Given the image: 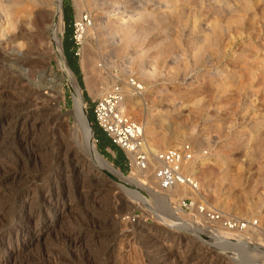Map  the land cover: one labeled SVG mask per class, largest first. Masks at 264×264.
Listing matches in <instances>:
<instances>
[{
    "label": "rangeland",
    "instance_id": "1",
    "mask_svg": "<svg viewBox=\"0 0 264 264\" xmlns=\"http://www.w3.org/2000/svg\"><path fill=\"white\" fill-rule=\"evenodd\" d=\"M46 7L48 24H38L34 32L40 39L30 36V40L26 35L13 42L12 31L7 30L0 46H19L21 42L23 46H43L49 41L57 6L48 0ZM66 9L70 26L63 18ZM85 13L91 24L84 46L96 59L90 74L81 66V48L72 42L73 22ZM61 14V49L71 72L68 62L77 61L78 74H72L94 147L122 176L138 182L113 185L99 177L98 186L84 194L72 186L83 181L89 187L86 179L90 175L81 169L67 179L51 182L53 174L59 175L66 166V154L77 151L82 142L70 87L62 82L58 92L44 94L40 103L34 101L29 110L27 106L23 113L20 110L21 121L37 124L34 134L24 137L21 123L12 130L19 113L14 114L18 107L11 108L15 96L3 95L0 167L7 172L0 174V209L6 202L0 210V264H153L146 247L154 243L157 258L172 253L174 258L165 264H198L208 248L214 255L207 264H264V0H61ZM136 14L142 21L124 23L125 17ZM52 55H46L45 64L40 52L33 54L34 62L27 70L32 74L41 69L58 73ZM130 80L142 91L127 103L125 115L145 127L146 140L154 149L148 150L150 154L191 146L196 157L186 170L200 183L201 196L218 211L246 223L245 230H226L208 224L194 212L181 211L179 200L194 198L189 191L170 203L155 200L153 195L160 190L152 168L144 175L128 166L125 172L114 167L116 152L101 147L105 142H100L95 131H103L91 112L111 86L119 82L127 87ZM24 102L27 99L23 98ZM71 111L76 122L67 115ZM147 128L152 130L149 137ZM22 137L25 139L20 142ZM86 159L92 162L90 157ZM37 172L43 174V180L31 189V206L23 194H10L27 185ZM42 194L47 199L35 203ZM50 197L58 198V203ZM168 221L176 229L169 227ZM25 224L43 230L30 237L31 233L21 228ZM185 236L192 237L200 248L194 249L191 241L178 245V237L184 240ZM193 253L198 255L190 258L193 262L180 258ZM217 255L219 260H215Z\"/></svg>",
    "mask_w": 264,
    "mask_h": 264
},
{
    "label": "bare ground",
    "instance_id": "2",
    "mask_svg": "<svg viewBox=\"0 0 264 264\" xmlns=\"http://www.w3.org/2000/svg\"><path fill=\"white\" fill-rule=\"evenodd\" d=\"M54 1H55L56 6H57L56 11L54 13L55 24H54V28L51 31V35H50L49 41L44 42L42 40V42H44L43 46H35V45L27 46L26 43H25L26 46L25 45L23 46V44H24L23 42H21L22 46H21V43H20V45L18 44L19 46H16V45L15 46L14 45L13 46H0V98L2 100V96L5 95V94H8V95L12 94V96L14 94V96H15L14 98H15L16 102L12 103L11 108L14 109L15 107H18V109L15 108V111L12 109L14 111V114H15L16 111L19 110V113H16L17 115H16V117L14 119L15 123L12 126V130H16L18 128L19 124L21 123V127H23V134H22L23 137L27 136V135L28 136L33 135L34 131H35V127H36L37 124H36V122H33L32 120H31L32 122H30V124H29V120L28 119H25L24 121L22 120L23 121L22 122L21 118H19L22 109L26 108V106H27V109H28V107H30V104H31V106H33L34 103H35L34 101L39 102L38 100H41L42 97H43L42 95H44V94H48L49 92H54V91L58 92L60 84L62 82H66L68 84V86L70 87L71 91H72L73 108H74L73 113L76 115L78 128L80 129L81 136L83 135V139H82L81 144L78 146V150L77 151H75L73 153H67L66 154V157L63 160V165H66V166L64 167L62 172L59 173V175L57 173L53 174V177L51 176L53 179H50V181L52 182L55 179L57 180V179H62V178H64V179L66 178L67 179L69 177V175H71L75 170L81 169V171H82L81 173H85L86 176L90 175V178L87 177V179H86V181L88 180V182H89V185H88L89 187L87 188V186H85V182H83V181H78V182L74 183L72 186L74 188L73 190H77V191L79 190V191H81L84 194L92 192L93 187L98 186L97 183H96V178H99V177H101V178H103V179H105L107 181H108V179H111V180H115L116 182H128V183H131V184H136L138 182V180L136 178L122 176L120 174V172H118L116 170H113L110 167V165L104 159H100L97 156V154H95V147H94V144L92 142V133L90 132V127L86 125L84 107H83V105L81 103L80 89L78 87L76 79L74 78V75L72 74V72L69 70L68 66L65 63L64 56H63L62 49H61V40H60V37H59V35L63 31L62 18H61V16H62V14H61V0H54ZM47 2H48V0H0V45L3 44V42H1V39H2V37L4 35V33L7 30L12 31L13 34H12V38L11 39H12L13 42L16 41L17 39H22V38L26 37V35L28 37L37 36V35H35L36 33L34 34V32H35V30H37L38 24L39 25H41L42 23L45 24V22H47L48 19H49V14L50 13L47 10L48 8L46 7ZM141 17L142 16H139L138 14H136V15H133V16L125 17V19L123 21H124V23H130V24L132 23L133 24L135 22L142 21ZM47 24H48V22L46 23V25ZM38 29H39V26H38ZM43 29H44V27H43ZM9 31H7V32H9ZM39 35L37 37L40 39ZM38 38H37V40H38ZM43 38H45V37H43ZM11 39L9 38V41H11ZM31 39H32V37H30V40ZM26 42H28V41H26ZM84 45H86V43H83V46L81 47V52H82L81 66H82V68H84L83 69L84 73L87 71V73L90 74V73H92L95 70L94 69V61L96 59L94 58V54L91 53L92 51L85 50V46ZM39 52H40V54H42L44 56V57L42 56L43 57L42 60L44 61V63H45L44 59H45L46 55L47 54H51V53L53 54L52 55L54 57L53 59H56V62H57L58 73H55V72H53L50 69L47 72L42 71V69H41L42 66L40 68L41 70L38 71V72H34V74L30 73L29 70H27L26 67H29L30 65H32L33 62H34L33 59L35 57L37 58V55L36 56L34 55L35 57H33V54H37ZM15 63L20 64L18 69L16 67H14V65H13ZM41 63H42V61H41ZM23 66H24V68H23ZM87 79H88V77H87ZM90 84L93 85V83H90ZM134 84H136V83H134ZM124 89H125L124 102H123L122 107L120 109H121V111L124 114H126L125 113V109H126L125 107L127 106V103L131 102L135 98H137L136 94H138V93H136L135 90L132 87H130V86L124 87ZM23 98H24V100L27 99V102L23 103ZM45 99H46V97H45ZM1 100H0V108L3 106V103H2ZM4 107H5V105H4ZM7 109H9V108H7ZM25 111H27V110H25ZM22 113H23V111H22ZM38 117H39V115H38ZM35 118L37 119V116H35L34 119ZM36 129H38V128H36ZM147 129H148L147 133H148V137H149V135L151 136V134H152V130H151V128L150 129L147 128ZM142 132H143V137H144V140H145V143H146V146H147L148 150H151V152H154V149L152 148V146H150L148 144V141L146 140V135H145L146 134V129H145V127L144 128L142 127ZM10 135H11V133H10ZM23 137L20 139V142L25 139V138L23 139ZM31 141H32V139H31ZM20 142H18V143L16 142V144L18 146H20L21 145ZM88 142H89L88 148L90 150L89 152H91L93 154V156H94L93 160L95 161L96 166L93 165L92 162L90 163L86 159V157H87L86 152L87 151H86V147L85 146H87L86 144ZM90 142H92L91 145H90ZM25 164L29 166V162L28 161H27V163H24V165ZM26 165H25V167H26ZM36 166H37V164H36ZM150 166H151L150 168L153 169V167L155 165H150ZM98 168H100L101 171L98 170ZM150 168H148V170ZM4 169H6V168L3 167V169L1 170V167H0V174H2L1 171L7 172ZM148 170H145V171L136 170V171L140 172L141 174H144V173L147 174ZM39 172H41V170ZM42 175H43L42 173H38L37 172L36 175L30 176V179H29V177H27L29 179L28 182H27V185L20 186V187L18 186L19 188L16 189V190H13V192L10 193V194H12V196H14V197H16L19 194H23L24 198L26 199L25 203H27V205H30L31 204V200L34 199V198H32L31 189L37 187L40 183H42L43 179L40 180V177ZM153 180H154V178H153ZM84 188H87V189H84ZM181 192H183V195H186V194L188 195V193L190 191L188 192L187 189L182 188L180 186H176V187H174V188H172V189H170L168 191H165V193L163 191H161V190H160V192H158V191L156 192L155 191V193H154L155 195H153V198L155 200H157V201H161L162 203H168V202L170 203V200H173V201L176 200V198L174 199V197H178V196L180 197V195H181L180 193ZM190 194H193L194 197H195V195H197L196 198H198L200 196V192L198 194H194V193L190 192ZM183 195H181V196H183ZM50 198L53 200V203H55V204L58 203V198H56V199H54V197H50ZM191 198H193V197H191ZM46 199H47V195H43L42 194V195H39V197L35 198L34 202L39 204L41 202H44ZM9 201H11V200H9ZM4 204L6 205V202H4ZM4 204H3V206H1L3 209L5 208ZM7 208H8V206H7ZM27 209H28V207H27ZM28 213L30 214V211H28ZM41 213L42 212L39 211V215ZM21 216H23V215H21ZM23 218H25V216ZM27 218H30V216H28ZM158 220L161 221L160 218ZM170 221L174 222V220H170ZM170 221H168V223H169L168 226L169 227H174V229H176L175 225L170 223ZM21 228H22V230L24 229V231H26L27 233H31L30 237H33L35 234H38V235L41 234V232L43 230L42 226H32L30 224L21 225ZM0 229L2 230V228H0ZM146 231H147V229H146ZM12 232H13V229L11 228V229L8 230L7 233H8V235H11ZM18 232H17V234H18ZM223 235L231 236L229 234H223ZM1 236H2V234L0 235V237ZM147 237H148V234H147ZM177 240H178V245H181L184 242L189 243L192 240V237L190 238L188 236H185L184 240L181 239L180 237H178ZM193 241H194V238H193ZM191 243H192V246L194 247V249L197 250V249L200 248L199 247L200 245L198 246V242L195 243V242L191 241ZM217 245H219V244H217ZM156 247L157 246H156L155 243L146 247V251H149V254L151 255V259H152L151 261H153L152 262L153 264H165V263H167L168 261H170L171 259L174 258L172 256L171 252H167L165 254H162V255H160L157 258V251H158L157 248L158 247L157 248ZM168 248L170 249V247H168ZM210 250H211V248L206 249V251L204 252V254H205L204 257L201 256L202 258H200V260L198 258V260H199L198 264H207V262L209 261V258L214 255V254L212 255V253L214 251L213 250L210 251ZM149 254L147 256H150ZM239 254H240V252H239ZM196 256H198V255L193 253L192 255L191 254H189V255H186V254L185 255H181L180 258L182 260H184V261H187V263H190L192 261V259H190V258L191 257L197 258ZM219 257L220 256L217 255L215 260H219ZM194 263H196V262H194ZM86 264H91V263L87 262Z\"/></svg>",
    "mask_w": 264,
    "mask_h": 264
},
{
    "label": "built area",
    "instance_id": "3",
    "mask_svg": "<svg viewBox=\"0 0 264 264\" xmlns=\"http://www.w3.org/2000/svg\"><path fill=\"white\" fill-rule=\"evenodd\" d=\"M90 24L91 19L87 13L74 20L72 25L74 46L80 48L83 46L86 29ZM134 83L130 80L126 86L132 87L140 95L142 88ZM124 96L125 89L122 84L115 83L95 103L93 115L96 124L106 135L111 145L124 154L129 169L145 171L151 167V162H154L153 177L159 190L165 192L180 186L191 193L198 194L200 183L195 176L187 172L188 169L186 170V166L196 157L194 149L185 144L151 155L146 146L141 125L131 121L120 109L124 102ZM196 196L179 200V209L183 212H194V215L199 216L208 224H217L226 230L246 229V223L223 214L209 205L201 193L198 198Z\"/></svg>",
    "mask_w": 264,
    "mask_h": 264
},
{
    "label": "trees",
    "instance_id": "4",
    "mask_svg": "<svg viewBox=\"0 0 264 264\" xmlns=\"http://www.w3.org/2000/svg\"><path fill=\"white\" fill-rule=\"evenodd\" d=\"M67 12H68L67 9L64 10L63 18H64V22L66 23V25L70 26L68 18L66 17ZM68 14H69V12H68ZM66 39H67V42H68V37ZM70 41H71V39H70ZM66 46L68 47L67 43H66ZM67 47L65 48L66 52H68V48ZM68 64H69V67L72 70V72L75 73V74H78V66H77L76 59L73 61L72 64H70L69 62H68ZM91 113H92V116H93L92 120H94L93 110H92ZM95 136L100 140V142L101 141L105 142V146H103V145L101 146L103 149L109 148L113 152H116V158L114 160V167H116L117 169H120L122 172H125L127 170V165H126V160H125L124 154L121 151L117 150L113 145H111V143L109 142V140L107 139V137L103 133H101L99 131H95Z\"/></svg>",
    "mask_w": 264,
    "mask_h": 264
},
{
    "label": "water",
    "instance_id": "5",
    "mask_svg": "<svg viewBox=\"0 0 264 264\" xmlns=\"http://www.w3.org/2000/svg\"><path fill=\"white\" fill-rule=\"evenodd\" d=\"M85 111V110H84ZM68 114H71L73 117H74V120H75V122H76V119H75V116L72 114V111L71 112H69V113H67V115ZM89 122H88V120H87V118H86V125L87 126H89ZM90 132L92 133V136H93V132H92V130H91V128H90ZM83 134V133H82ZM82 139H83V135H82ZM92 144V142H90V145ZM87 146H85L86 147V151L88 152H86V155L88 156V157H90L91 158V160H92V162H94L93 163V165H95L96 166V163H95V161L93 160V154L91 153V152H89L90 150H89V148H88V146H89V142L86 144ZM95 154H97V156L100 158V159H104L100 154H99V152L98 151H96V149H95ZM57 160V157H54L53 158V161L55 162ZM110 167L113 169V170H115L111 165H110ZM53 169V168H52ZM99 169V168H98ZM109 181H110V183H112L113 185L115 184L116 185V183L118 184V185H121L122 183H124V182H116L115 180H111V179H108Z\"/></svg>",
    "mask_w": 264,
    "mask_h": 264
},
{
    "label": "crops",
    "instance_id": "6",
    "mask_svg": "<svg viewBox=\"0 0 264 264\" xmlns=\"http://www.w3.org/2000/svg\"><path fill=\"white\" fill-rule=\"evenodd\" d=\"M66 17L68 18V21L70 22L71 21V17H69L68 13L66 14Z\"/></svg>",
    "mask_w": 264,
    "mask_h": 264
}]
</instances>
